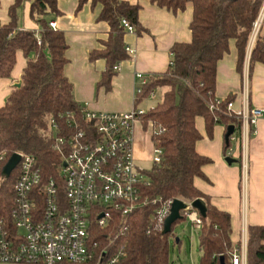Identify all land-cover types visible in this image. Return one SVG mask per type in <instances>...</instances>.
Returning a JSON list of instances; mask_svg holds the SVG:
<instances>
[{"label":"trees","instance_id":"16d2710c","mask_svg":"<svg viewBox=\"0 0 264 264\" xmlns=\"http://www.w3.org/2000/svg\"><path fill=\"white\" fill-rule=\"evenodd\" d=\"M29 0H16L10 8V21L0 24V80L9 79L17 63V53L22 51L28 59L22 75V87L15 89L5 106L0 108V154H5L0 165V222L11 229L12 213L16 206L15 185L18 172L9 178L3 167L15 153L33 156L46 177L58 174L61 155L55 150L53 125L62 133L68 126V113H80V104L73 94V85L65 75L68 48L65 34L50 26L49 14L60 15L58 0H30L31 19L40 27L38 32L22 30L18 13ZM160 8L178 13L193 6L190 25L192 41L178 43L172 50L173 59L164 74L147 78L142 101L158 88L166 87L164 97L154 108L142 116V126L153 127L152 141L162 149L161 162L147 171V185L143 187L145 199L194 201L205 199L207 216L202 217L200 230L201 264L228 263L234 244L231 239L230 214L212 206L194 185L196 178H205L203 167L212 161L197 152L202 139L196 120H205L206 131L212 137L216 125L227 129L235 126L241 130V120L227 111L234 101L229 96L219 107L216 103L217 66L229 53L231 41L238 53V71L242 73L247 48L254 25L260 15L264 0H148ZM101 5L99 21L110 26L109 36L101 41V49L93 50L89 60L104 59L107 63L99 88L112 89L116 75L115 66L129 57L124 37L127 33L125 19L141 34L139 4L121 0H79V9L87 3ZM256 63L264 64V36H257L250 59V71ZM214 106V108H212ZM230 146L227 144V147ZM158 206L139 208L128 218L121 217V230L127 228L121 239L126 257L122 264H169V236L156 215ZM183 215V213H182ZM177 221L174 226L179 223ZM248 264H264V226H250L248 230ZM94 239H103L102 230L96 229ZM68 264V263H58Z\"/></svg>","mask_w":264,"mask_h":264},{"label":"built area","instance_id":"2783aa9c","mask_svg":"<svg viewBox=\"0 0 264 264\" xmlns=\"http://www.w3.org/2000/svg\"><path fill=\"white\" fill-rule=\"evenodd\" d=\"M263 21L264 5L254 25L252 43ZM122 23L128 32H134L127 20ZM50 26L56 29V23ZM126 51L134 55L130 47ZM118 69L119 64L115 71ZM137 78L141 85L136 98L147 83L143 74H137ZM222 102L217 98L214 106L218 108ZM227 111L241 120L244 136H249L264 117V110L252 108L248 100L238 111L233 102L228 103ZM145 113L96 112L88 104L80 106L77 116L68 113L65 132L55 124L52 128L55 150L62 159L54 177H46L33 156L17 153L21 161L15 169L19 176L16 206L11 229L0 222V262L122 264L127 253L120 242L127 228L121 230V217L128 218L144 206H158L156 215L164 229L174 200L144 198L147 171L138 166L135 155L136 127ZM162 154V149L154 148L153 165L161 162ZM4 156L0 154V165ZM184 202L187 208L182 216L192 224L193 231H200V213L192 207V201ZM97 228L103 234L100 241L94 239ZM248 245L246 228L226 264H248Z\"/></svg>","mask_w":264,"mask_h":264},{"label":"crops","instance_id":"0c3cea01","mask_svg":"<svg viewBox=\"0 0 264 264\" xmlns=\"http://www.w3.org/2000/svg\"><path fill=\"white\" fill-rule=\"evenodd\" d=\"M121 1L141 6L139 21L144 31L141 34L127 31L125 45L134 50V55H129L128 59L119 63L109 92L98 87L107 68L106 61L89 60V54L101 49L100 42L106 40L110 32L108 23L98 20L101 5L93 7L89 2L79 9V0H58L61 14L48 15L50 23H56V29L65 34L68 63L64 72L73 85L74 98L80 105L88 104L89 109L96 112L138 110L142 101L136 102V90L141 85L137 74H143L146 78L164 74L173 59L172 50L175 45L192 41V4L183 11L173 13L148 0ZM15 3L16 0H0V24L10 21L9 11ZM30 10L29 0L19 10V28L38 32L40 27L31 19ZM259 34L264 36V21L257 36ZM253 35L248 44L242 73L237 69L238 53L234 41L230 43L229 53L217 66L216 97L225 100L233 96L236 111L241 110L247 100L252 108L264 110V64L256 63L250 71L251 53L257 38L252 43ZM27 62L24 53L19 51L11 78L0 80V108L5 106L11 93L17 89L15 85L22 81ZM140 125L142 123L136 127L137 160L141 157V135L147 131ZM196 126L202 135L196 145L197 152L212 162L203 167L205 178H196L194 185L212 206L230 214L231 239L236 246L246 228L249 230L250 226H264V117L251 129L249 136H244L242 129L235 130L228 147V129L224 125H216L212 137L207 134L203 118H197ZM149 135L154 149L152 132ZM227 158L237 163L229 164ZM177 244L181 245V240L177 239Z\"/></svg>","mask_w":264,"mask_h":264},{"label":"rangeland","instance_id":"374dc122","mask_svg":"<svg viewBox=\"0 0 264 264\" xmlns=\"http://www.w3.org/2000/svg\"><path fill=\"white\" fill-rule=\"evenodd\" d=\"M166 90V87L158 88L153 95L150 94L142 100L138 106V110L147 112L154 108L162 101ZM151 127L152 125H149L145 129L147 131H143L141 135V157L138 158L137 162L138 166L145 171H150L153 167L152 158L154 149L149 135L152 132L153 127ZM20 233H24V229H21ZM177 239L181 240V245L177 244ZM169 248V264H201L200 234L198 231L192 230V224L188 220H181L174 226L169 236Z\"/></svg>","mask_w":264,"mask_h":264},{"label":"water","instance_id":"95a60500","mask_svg":"<svg viewBox=\"0 0 264 264\" xmlns=\"http://www.w3.org/2000/svg\"><path fill=\"white\" fill-rule=\"evenodd\" d=\"M16 88H21L22 87V81L17 83L15 85ZM235 132V126L230 125L228 127L227 133H226V143L229 144L230 142V137L234 134ZM21 161V156L17 153H15L6 163V165L3 168V175L7 178L11 176L13 171L17 168L18 164ZM229 164H232L235 162V160L231 158H227L226 160ZM192 207L196 209L201 217L205 218L207 216V206L206 203L203 199H196L192 202ZM187 208V204L179 199H176L172 203V208H171V213L170 215L166 218L165 223H164V229H163V234L167 235L172 232V227L177 221L184 220V217L182 216V212ZM221 264H226L224 257L221 258Z\"/></svg>","mask_w":264,"mask_h":264}]
</instances>
